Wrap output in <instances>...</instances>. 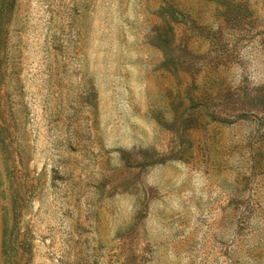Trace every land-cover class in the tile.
<instances>
[{
	"label": "rangeland",
	"instance_id": "374dc122",
	"mask_svg": "<svg viewBox=\"0 0 264 264\" xmlns=\"http://www.w3.org/2000/svg\"><path fill=\"white\" fill-rule=\"evenodd\" d=\"M0 264H264V0H0Z\"/></svg>",
	"mask_w": 264,
	"mask_h": 264
}]
</instances>
